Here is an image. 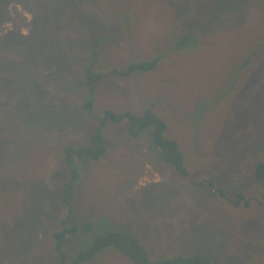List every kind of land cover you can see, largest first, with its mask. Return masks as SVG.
Wrapping results in <instances>:
<instances>
[{"label":"rangeland","instance_id":"374dc122","mask_svg":"<svg viewBox=\"0 0 264 264\" xmlns=\"http://www.w3.org/2000/svg\"><path fill=\"white\" fill-rule=\"evenodd\" d=\"M159 55L149 71H113ZM89 69L101 75L91 89L79 83ZM104 110L157 114L186 174L125 119L107 122L66 204L64 148L88 144ZM263 159L264 0H0V264L57 263L66 217L79 230L69 259L119 229L151 261L264 264ZM89 264L136 263L111 247Z\"/></svg>","mask_w":264,"mask_h":264},{"label":"trees","instance_id":"16d2710c","mask_svg":"<svg viewBox=\"0 0 264 264\" xmlns=\"http://www.w3.org/2000/svg\"><path fill=\"white\" fill-rule=\"evenodd\" d=\"M44 9V15H46ZM56 16V15H55ZM46 18H44V21ZM188 42L186 36L183 40L177 42V45H182ZM94 46L98 47V41L93 42ZM92 53L97 57V50L93 49ZM162 56H155L152 59L131 63L125 69H113L114 72L123 75H130L135 71H149L153 69ZM33 59H30V66H33ZM30 73V72H28ZM100 74H93L89 69L86 71L85 80H79L80 84L88 86L90 89L96 84ZM22 102H26L25 98H21ZM84 107L90 110L92 101L87 100ZM99 126L94 133L91 134L89 143L83 146L67 145L64 148V162L68 168V180L64 182L62 188L63 199L66 204L70 205L72 198L73 187L79 177V164L84 160H95L103 155L105 151V142L102 134V127L105 123L117 124L121 120L127 121V131L131 136L147 135L151 145L157 146L161 150V158L172 165L179 173L185 175L186 168L183 161V153L179 149L177 142L165 135V122L153 111L146 110L141 115H136L130 111L123 113H115L111 110H104L102 116L99 118ZM255 177L262 182L264 186V159L259 160L254 165ZM222 199L229 201L231 204L248 205L249 199L241 193H236L234 197L229 198L223 190L217 189L216 193ZM68 221V222H67ZM90 223L84 225V229L91 228ZM92 229V228H91ZM78 227L73 224L72 219L68 220L67 217L63 221V228L53 233L55 239L54 247L59 253V261L54 264H83L91 260L99 252L113 247L119 250L124 256L132 260L136 264H213L212 261L203 255L192 254L186 256H172L158 261H151L148 257L145 248L133 237L121 232L119 229L105 230L96 234L83 248L78 247L74 256L69 259L64 251L66 242L77 234ZM89 231V230H88ZM69 259V260H68ZM11 264H30L28 262H18Z\"/></svg>","mask_w":264,"mask_h":264},{"label":"crops","instance_id":"0c3cea01","mask_svg":"<svg viewBox=\"0 0 264 264\" xmlns=\"http://www.w3.org/2000/svg\"><path fill=\"white\" fill-rule=\"evenodd\" d=\"M111 248V247H110ZM107 249H109V248H107ZM107 249H105L106 251H107ZM99 253H102V251L101 252H99ZM99 253L97 254V255H99ZM122 254V253H121ZM97 255H95V257L97 256ZM123 255V254H122ZM124 256V255H123ZM95 257H93L92 259H94ZM126 257V256H125ZM91 259V260H92ZM91 260H89V261H87V262H85V263H83V264H89V263H91ZM11 264V263H10Z\"/></svg>","mask_w":264,"mask_h":264}]
</instances>
